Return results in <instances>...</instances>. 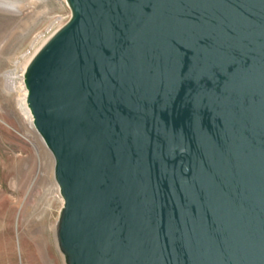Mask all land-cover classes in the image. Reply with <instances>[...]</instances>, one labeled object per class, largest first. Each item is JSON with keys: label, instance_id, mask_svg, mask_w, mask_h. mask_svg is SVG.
<instances>
[{"label": "water", "instance_id": "obj_1", "mask_svg": "<svg viewBox=\"0 0 264 264\" xmlns=\"http://www.w3.org/2000/svg\"><path fill=\"white\" fill-rule=\"evenodd\" d=\"M24 70L65 264H264V0H66Z\"/></svg>", "mask_w": 264, "mask_h": 264}, {"label": "rangeland", "instance_id": "obj_2", "mask_svg": "<svg viewBox=\"0 0 264 264\" xmlns=\"http://www.w3.org/2000/svg\"><path fill=\"white\" fill-rule=\"evenodd\" d=\"M7 1L21 13L0 6V264H26L21 246L29 243L31 231L52 235V245L45 247L48 264H65L57 243L63 199L54 159L25 116L24 80L6 76L20 75L71 11L66 0Z\"/></svg>", "mask_w": 264, "mask_h": 264}, {"label": "bare ground", "instance_id": "obj_3", "mask_svg": "<svg viewBox=\"0 0 264 264\" xmlns=\"http://www.w3.org/2000/svg\"><path fill=\"white\" fill-rule=\"evenodd\" d=\"M0 6L2 8H4V10H7L9 12L12 10H15L17 13H21V10L19 9V7L16 4L9 2L7 0H0ZM25 68H26V66H25ZM25 68H24V70H25ZM24 70H22L23 73H24ZM22 72H21V74L19 73L20 75H16V74L15 75H7L6 77L12 82L14 80H17V79L23 82ZM24 88L25 87L23 85V99L21 102H22V105H24V107H25V116L27 117V120H28L30 126H32L33 125L32 124V117H31L30 111H29V109L27 107V103H26L27 91ZM47 243H50L52 245V235L45 237L44 234H39V233L36 234L35 232L31 231L29 243L23 242L22 246H21V250L25 254L26 264H48L49 259L47 257L46 251H45V247H46Z\"/></svg>", "mask_w": 264, "mask_h": 264}]
</instances>
